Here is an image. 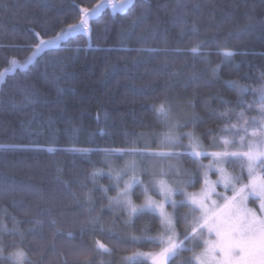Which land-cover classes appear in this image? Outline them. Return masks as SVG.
I'll list each match as a JSON object with an SVG mask.
<instances>
[{
	"label": "trees",
	"instance_id": "obj_1",
	"mask_svg": "<svg viewBox=\"0 0 264 264\" xmlns=\"http://www.w3.org/2000/svg\"><path fill=\"white\" fill-rule=\"evenodd\" d=\"M96 2L98 0H0V71L12 58L27 61L36 32L50 38L68 23L76 22V5L90 6ZM179 3L183 7L177 6L178 0H134L123 12L113 13L107 8L92 22L90 40L83 34L69 37L71 43L61 42L59 50H45L37 57L38 63L33 61L26 69L17 68L6 74V83L0 91V144L24 147L0 149V224L11 229L14 226L11 216L30 219L24 216L25 208H30L33 214L39 213L38 218L44 223L27 233L24 241L25 250L33 249L28 252L30 261L122 264L129 254L156 250L157 244L142 239L136 243H121L115 237L110 238L109 225L120 237L154 236L161 228L158 220L150 221L147 215L135 219L131 226L126 225L125 214L116 211L113 217L107 209V199H101L99 191L93 195L96 201L93 215L101 207L105 208L101 221L105 231L101 233L99 226L97 231L91 228L80 231L85 212L75 204L72 193L83 198L81 183L86 185L84 192L93 187L91 180L85 177L98 169L106 171L107 166L102 163V153L66 150L119 148L131 146L132 141H138L135 146L143 145L140 133L153 138V131L165 129L149 107L165 95L173 100L176 113L181 115L185 102L194 97L195 112L203 117L194 129L198 135L208 128L218 130L223 125L209 108L219 112L228 108L241 111L236 103L237 89L224 81L256 86L257 77L264 72V30L258 23L264 17V0H179ZM139 14H145L147 19L135 29V34L130 39L121 36L122 29H127L132 17ZM248 17H255L254 27L237 33L236 27ZM158 18L160 27L153 33L151 26ZM193 24L199 28L196 38L191 34ZM229 32L232 35L228 37L227 48L236 54L226 59L219 79H214L211 67L222 59L216 42L223 43ZM141 34L146 36V43L136 42ZM205 38L208 43L203 51L211 52V65L180 51L167 56L146 53L142 57L144 62L134 66L137 53L124 51L127 48L183 50L190 47L194 39ZM77 45L79 51H76ZM185 63L187 67L182 68ZM28 69L30 73L24 76L23 72ZM176 69H181L180 75L170 78L169 73ZM193 74L197 79H191ZM14 76L20 85H34L40 94L39 102L26 107L12 106L11 98L21 99L20 87H13ZM58 88L63 92H58ZM208 97L212 99L206 108ZM220 98L231 103L222 104ZM239 98L244 101L243 107H247L252 93L244 92ZM189 127L193 129L191 124ZM50 148L53 151H49ZM116 160L122 163L123 157ZM184 162L192 164L190 159ZM108 180L106 175H101L96 184L109 187ZM134 191L139 193L140 187ZM115 192L110 191L108 195L114 196ZM134 198L140 200L142 195H134ZM4 209L9 216L3 215ZM50 218L56 219V227L61 231L54 241ZM178 226L182 230V224ZM19 227L26 230L33 225L25 223ZM68 232H72L71 237L67 236ZM97 241L110 249L111 254L90 251ZM139 262L150 264L146 260Z\"/></svg>",
	"mask_w": 264,
	"mask_h": 264
},
{
	"label": "snow or ice",
	"instance_id": "obj_2",
	"mask_svg": "<svg viewBox=\"0 0 264 264\" xmlns=\"http://www.w3.org/2000/svg\"><path fill=\"white\" fill-rule=\"evenodd\" d=\"M129 3H133V0H98L90 6L79 4L76 5L78 8L76 22L68 23L66 27H62L50 38H45L44 35L36 32L35 41L29 46L31 55L28 56L26 62H18L15 58L6 61L5 69L0 71V91H2L3 84L6 83L4 79L6 74L14 72L17 68L26 69L28 64H32L33 61L38 63L37 57H40V54L45 50H59L62 41L66 44L71 43L69 37L83 34L87 40H90L93 32L92 22L100 17L102 10L111 8L113 12L117 9L123 12ZM177 6L183 7L179 0ZM145 19H147L145 14L134 15L128 28L122 29L121 36L130 39L135 34V29ZM254 20L255 17H248L243 24L236 27L237 33L246 32L254 27ZM258 23L260 29L264 30V17H261ZM159 27L158 18L151 26L152 32L154 33ZM198 33L199 28L193 24L191 27L192 36L196 38ZM231 35L232 33L229 32L223 43L216 42L217 53L222 56V59L214 67H211L214 79H219L221 65L226 62V59L236 54L227 48V40ZM136 42L146 43L147 38L141 34L137 37ZM207 43V38L194 39L191 46L183 50L179 48H127L124 51L137 53V57L133 60L134 66L144 62L142 57L146 53H161L167 56L169 53L180 51L191 54L193 59H200L206 65H211L209 59L211 52L203 51ZM76 51H79V45H77ZM244 54L241 53V55ZM183 67H187V64H183ZM30 71L31 69H28L23 72V75L27 76ZM112 71H115V68ZM180 72L181 69H176L169 73V77H178ZM191 79H197L196 74H193ZM224 83L237 89L236 103L241 107V111L237 112L234 108H228L219 112L209 108V111L215 113L216 120L223 125L218 130L208 128L198 135L194 129L198 122L203 121V117L195 112L194 97L185 102L181 108V112H183L181 115L175 113L176 105L172 99L165 95L149 107L154 112L156 121L166 131L154 133L156 139L150 140L144 147H137L135 145L138 141H132L130 142L131 146L119 148H71L66 150L103 153L105 157L111 158H128L124 166L119 169L113 168L106 159L107 173L93 171L85 177V180H91L92 188L84 192L86 185L81 183L83 198L72 193L75 204L85 212L80 228L81 232L87 228L97 231V226L101 233L105 231V225L101 223L105 208L101 207L97 214L93 215V212L96 211V201L93 199V195L99 191L102 193L101 199H107V209L112 212L113 217L116 216V209L121 215L127 214V219L124 221L126 225H133L135 219L145 215L150 217V221L158 220L159 227L163 232L160 237H120L112 231L111 225L108 226L110 238L115 237L118 242L136 243L142 239L153 245L159 243V252L146 254L152 264H167L172 258H176V264H264V72L257 77L255 87L241 85L234 80L224 81ZM13 87H20L19 94L21 96L19 101L14 98L10 99L9 102L13 107H26L39 102L40 94L35 90L34 85H20L14 76ZM57 91L62 93L63 89L58 88ZM244 92L252 93V100L247 103V107H243L244 101L239 98L240 94ZM175 99L179 100L180 98ZM211 99L212 97L205 99L206 108H208V102ZM220 102L222 104L231 103L223 98H220ZM187 108L192 111H185ZM105 119H107V114H105ZM21 123L23 124V122ZM189 124L193 126V130L181 131V129L188 128ZM209 135L212 138L205 145L203 137ZM139 136H144V133H140ZM185 140L188 143H184ZM153 143L157 144L155 149L151 147ZM13 147L24 146L0 144V149ZM48 150L53 151L51 148ZM203 158H210L207 165L202 163ZM184 159H190L195 168L183 167L181 162ZM165 162H168L166 167ZM237 163L240 166V174L229 173L228 166H235ZM200 170H203V187L198 193H188L186 188L193 185V178L200 173ZM245 170L247 171V182H244L243 173ZM209 172L218 173L217 180H209ZM129 173H131V177L125 180L121 187L120 181ZM101 174H106L109 179L114 177L115 184L109 187L98 186L96 181ZM173 174L176 179H166ZM219 185H222L226 191L231 189L232 194L228 196L217 193L216 187ZM137 186L140 187L139 193L134 191ZM65 187H68V182H65ZM113 190L116 191V195L108 196V192ZM134 195H142L144 197L142 203H134L132 199ZM157 196L160 199H155ZM174 196H181L182 199H174ZM213 196H222L223 203H219L218 199H213ZM250 198L259 202L258 208L248 207ZM166 205L173 209L172 213L167 212ZM180 207H188L189 212L177 215ZM3 215L7 217L10 213L4 209ZM24 216L31 218L20 220L11 216L14 225L11 229L6 224H0V264H42V260L36 262L29 260L28 252L33 249L25 250L24 241L27 233L35 231L36 226L42 225L44 221L38 218L39 213L33 214L30 208H25ZM48 222L53 226L52 238L54 241L61 231L56 227V219L50 218ZM25 223L31 224L33 227L21 230L19 226ZM114 223L115 221H113ZM180 224L183 225V233L176 230L177 225ZM67 236L71 237L72 232H68ZM8 237H12V239L9 240ZM90 251L111 254V250L99 241ZM184 253H189V255L184 256ZM140 255L144 254L134 253L132 256L126 257L122 264H141L136 260V257ZM64 264H67V261Z\"/></svg>",
	"mask_w": 264,
	"mask_h": 264
},
{
	"label": "rangeland",
	"instance_id": "obj_3",
	"mask_svg": "<svg viewBox=\"0 0 264 264\" xmlns=\"http://www.w3.org/2000/svg\"><path fill=\"white\" fill-rule=\"evenodd\" d=\"M130 4H131V3H129V4L127 5V7H128ZM127 7H126V8H127ZM126 8H125V9H126ZM125 9H124V10H125ZM111 10H112V9H111ZM112 11H113V10H112ZM116 11H119V10L117 9ZM175 113H176V111H175ZM175 113H174V114H175ZM190 130H193V129L190 128V127L185 128V129H181V131H185V132H186V131H190ZM165 131H166V129H164L163 131H162V130H160V131L155 130V131H153V132H155V133H162V132H165ZM195 132H196V131H195ZM196 133H197V132H196ZM153 136H154L153 138H151L152 136H142L139 140L141 141V140L143 139V140H142L143 145H142V144H139L137 147H144L145 144L148 143L150 140H155L156 137H155V135H153ZM211 138H212V136H209L207 140L203 139V143H204L205 145H207V144L210 142ZM184 143H188V141L185 140ZM151 147H152L153 149H155V148L157 147V144H156V143H153V144L151 145ZM209 150H216V149H209ZM232 150H235V149H232ZM102 155H103V156H102V157H103V158H102V163H103V165H106V164H105V160L107 159V160H108V164H110V165H111L113 168H115V169L122 168V167L124 166L126 160L128 159V158H126V157H123V161H122V163H120V162L118 163V161L116 160V158L105 157V155H104L103 153H102ZM209 159H210V158H203V159H202V163L205 164V165H207ZM167 163H168V162H165V167L167 166ZM172 163H175V161H172ZM181 163L184 164V166H186L188 169H194V168H195V165H194V164H191V165L189 166L188 164H185L184 160H183ZM106 166H107V165H106ZM184 166H183V167H184ZM227 171H228L229 173L233 174V175H239V174H240V166H239L238 163H237L235 166H231V165H230V166H228ZM96 172L107 173V172H108V167H107V170H106V171H103V170H101V169H98V170H96ZM101 175H106V174H101ZM101 175H100V176H101ZM106 176H107V175H106ZM243 176H244V182H247V171H246V170L244 171ZM107 177H108V176H107ZM130 177H131V173H129L128 176L124 177V179L120 181V186L123 187L125 180H128ZM108 178H109V177H108ZM217 178H218V173H214V172H209V173H208V179H209V180H211V181H215V180H217ZM145 179H147V178H145ZM166 179L172 180V179H176V177H175V175L173 174V175H171V176H169V177H166ZM193 179H194L193 185H192V186H189V187L186 188V191H187L188 193H198V192L201 190V188L203 187V170H200V173H199L196 177H194ZM107 182H110V185H113V184H115V178L113 177L112 179H109ZM96 183H97V182H96ZM97 185L100 186L101 184H97ZM103 187H104V186H103ZM137 187H139V186H137ZM216 192H217V193L224 194V195H228V196H230V195L232 194V193H231V189H228V190L226 191L222 185H219V186L216 187ZM115 195H116V192H115L114 196H115ZM108 196H109V195H108ZM114 196H113V197H114ZM173 198H174V199H177V200L182 199L181 196H174ZM132 199H133V202H134V203H136V204H140V203H142L144 197L142 196V199H140V200H136V199L134 198V196H133ZM155 199H160V197L157 196V197H155ZM213 199H218V202H219V203H223V197H222V196H221V197L213 196ZM258 203H259L258 201H254L252 198H250V201H249V203H248V207H249V208H253V209L258 208ZM166 210H167L168 213H172V211H173V209H172L170 206H167V205H166ZM116 211H119V210L116 209ZM186 212H189V208H188V207H180V208L178 209L177 215H181V214L186 213ZM125 216H126V219H127V214H125ZM190 220H191V216H190ZM176 230H177L178 232L183 231V225H182V230H180V227H179L178 225H177ZM162 234H163V232H162V229H161V231H160L159 233H157L156 235H154V236H152V237H160V236H162ZM164 238L166 239V237H164ZM157 245H158V246H157L156 250L151 251V252H143V251H140V250L137 251V252H135V253H141V254H144V255L137 256V257H136V260H137V261H144V260H146V261H148L150 264H152L151 259H149V258L147 257L146 254L159 252V251H160V245H159V243H157ZM133 254H134V253L129 254V255L126 256V257L132 256ZM187 255H189V253H184V256H187ZM172 262H173V264H176V258H172L169 262H167V264H171Z\"/></svg>",
	"mask_w": 264,
	"mask_h": 264
},
{
	"label": "water",
	"instance_id": "obj_4",
	"mask_svg": "<svg viewBox=\"0 0 264 264\" xmlns=\"http://www.w3.org/2000/svg\"><path fill=\"white\" fill-rule=\"evenodd\" d=\"M134 1V0H133ZM128 8V7H127ZM126 8V9H127ZM107 9V8H106ZM110 10H111V8H109ZM105 10V9H104ZM103 11V10H102ZM112 11V10H111ZM113 12V11H112ZM116 12H121V11H115V12H113V13H116ZM63 42V41H62Z\"/></svg>",
	"mask_w": 264,
	"mask_h": 264
}]
</instances>
